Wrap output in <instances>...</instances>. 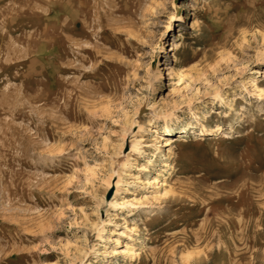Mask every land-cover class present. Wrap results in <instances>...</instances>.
<instances>
[{
    "label": "rangeland",
    "instance_id": "rangeland-1",
    "mask_svg": "<svg viewBox=\"0 0 264 264\" xmlns=\"http://www.w3.org/2000/svg\"><path fill=\"white\" fill-rule=\"evenodd\" d=\"M0 264H264V0H0Z\"/></svg>",
    "mask_w": 264,
    "mask_h": 264
},
{
    "label": "bare ground",
    "instance_id": "bare-ground-1",
    "mask_svg": "<svg viewBox=\"0 0 264 264\" xmlns=\"http://www.w3.org/2000/svg\"><path fill=\"white\" fill-rule=\"evenodd\" d=\"M80 2V1H79ZM194 2H195V0H194ZM194 24V23H193ZM185 34L183 33V31H179L178 32V35L177 36H175L174 37V40H173V42L171 43V51L170 52H173V51H175L176 49H178V47H179V45H180V40H183L184 38H185V36H184ZM177 51V50H176ZM172 57H174V55L172 56ZM168 71H169V74H168V76H169V78H170V80H171V82H174L175 81V78H177L178 79V82H180V80H181V76L171 67V68H169L168 69ZM258 89V88H257ZM259 90V89H258ZM263 92V91H262ZM205 131V130H204ZM201 132H203V131H201ZM167 134H168V132H167ZM184 132L183 133H180L179 134V138H183V137H185L184 135ZM186 134V133H185ZM202 134V133H201ZM169 136V135H168ZM166 137V136H165ZM167 138V137H166ZM176 139V138H175ZM183 140V139H182ZM167 141H169V140H167ZM175 141H177V140H175ZM137 143H138V141H137ZM174 143V142H173ZM166 146H168V144H166ZM164 183H166L165 181H164ZM166 185V184H165ZM165 185H163L164 186V188H165ZM164 192H166L165 190H164ZM156 194L157 195H160V193H159V191H157L156 192ZM126 247H128V248H126V249H129L126 253L128 254V255H130V256H135V255H137L136 254V252H134L133 251V249L132 248H130V246H127L126 245ZM122 252H125V251H123L122 250Z\"/></svg>",
    "mask_w": 264,
    "mask_h": 264
}]
</instances>
